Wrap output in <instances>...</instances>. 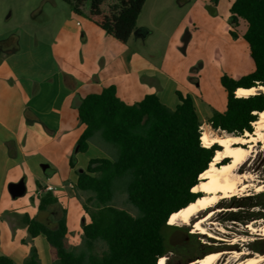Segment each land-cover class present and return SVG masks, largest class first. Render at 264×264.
Segmentation results:
<instances>
[{
    "label": "trees",
    "instance_id": "16d2710c",
    "mask_svg": "<svg viewBox=\"0 0 264 264\" xmlns=\"http://www.w3.org/2000/svg\"><path fill=\"white\" fill-rule=\"evenodd\" d=\"M63 1L75 13L86 14L117 41L127 43L146 0ZM241 20L246 24L242 36L249 44L254 69L239 79L226 74L221 77L228 92L226 109L215 110L208 118L214 130L236 135L253 133V124L264 111L263 92L236 95L238 87L264 85V0H233V37H239L236 27ZM177 95L180 102L175 108L163 103L156 93L129 104L112 84L82 99L79 120L86 127L78 139V151H87L90 142L100 136L109 147L110 157L91 158L86 169L77 172L75 189L85 193L82 204L90 216L82 226L81 243L69 246L64 209L53 227L38 218L23 216L31 237L47 238L53 264H157L167 251L169 233L176 227L168 223L169 217L201 195L192 188L200 182V174L209 168L216 151L222 149L218 143L203 145V122L194 99L180 91ZM258 194L264 197V191ZM121 196L133 211L117 205ZM249 199L254 195L246 196L242 203L248 207L264 205ZM57 204L58 198L48 191L40 198L39 209L45 212ZM237 219L236 214L227 218ZM193 245L208 253L209 246L199 239ZM0 264L18 263L0 255ZM22 264H43L35 246Z\"/></svg>",
    "mask_w": 264,
    "mask_h": 264
},
{
    "label": "rangeland",
    "instance_id": "374dc122",
    "mask_svg": "<svg viewBox=\"0 0 264 264\" xmlns=\"http://www.w3.org/2000/svg\"><path fill=\"white\" fill-rule=\"evenodd\" d=\"M232 1L146 0L138 20L140 24L149 27L151 34L147 37L145 35L132 37L128 43L114 42L119 48L130 50L131 53H139L142 56L143 80L148 81L146 74L155 68L167 73H175L176 68H179L181 70L178 71L181 72L177 73V71L176 74L186 75V80L195 93L210 106L211 114L215 110L223 111L226 108L228 92L221 82V77L226 74L239 79L254 69L249 44L242 36L246 30L245 22L241 20L236 27L239 37H233L230 33ZM89 25L100 30V27L89 21L86 14L75 13L72 7L63 0H0V47L16 46L18 55L16 64H21L22 59L25 63L29 56H32L34 62L29 63L31 69H37L40 57L43 60L53 61L60 51L66 49L63 44L66 43L68 46L73 39H76L79 45L82 44L85 35L89 33ZM77 54L80 55L79 51ZM1 55L2 52H0ZM196 103L203 124L209 126L211 132L221 133V130H214L208 123V118L202 115V103L199 100ZM253 127L255 129L254 124ZM107 146L101 137L97 136L91 141L88 153L80 158L99 155L110 157ZM242 169L251 171L258 180L256 183L264 181L262 143L256 145L255 152ZM258 193L251 188L248 192L234 196L236 199L234 197L224 199L215 206V213L205 223V226L221 238L200 232L193 233L202 244L209 246L208 253H222L215 264H240L245 260V256H264L262 231L252 233L247 227L248 224L258 228L264 226V214L257 216L258 213H264V205L248 209L242 203L246 196L254 195V199L248 201H260L264 204V197H260ZM84 196L83 191H76L75 196L67 201L68 228L69 232L72 231V239L68 236L69 246H78L82 241L83 233L80 231L78 235L76 233L83 219L80 201L82 203ZM124 200L125 197L121 196L117 200V205L133 211L126 206ZM232 202L241 203V206L244 205L246 208L239 207V204H232ZM3 203L8 205L12 211H7V215L0 220V255L10 256L16 263L22 264L29 255L31 247L35 246L42 263L53 264L52 248L47 238L40 235L31 239L30 233L20 225L24 223L19 213L25 210L32 215L38 203L36 184L28 183L27 191L23 196L14 198L9 195ZM232 214L252 216V219L242 223L237 220H227ZM49 218L50 216L42 214L38 219L53 227L55 223H52ZM58 218L59 215L53 216L55 222ZM86 218L90 221L88 213ZM195 220L196 218L191 224L179 221L173 226L189 227L193 231ZM85 221L86 219L83 224L86 223ZM216 226L223 228L224 231H220ZM234 226L242 227L243 231ZM233 231H236V234ZM28 235L30 240H25L24 238ZM73 238L74 241L78 240L77 245L70 243L71 240L73 242ZM234 239L236 242L233 244L231 241ZM233 251L246 254L234 258L232 257ZM167 256L170 255L167 254L164 257Z\"/></svg>",
    "mask_w": 264,
    "mask_h": 264
},
{
    "label": "crops",
    "instance_id": "0c3cea01",
    "mask_svg": "<svg viewBox=\"0 0 264 264\" xmlns=\"http://www.w3.org/2000/svg\"><path fill=\"white\" fill-rule=\"evenodd\" d=\"M137 28H140V34L133 33L132 37H147L152 32L139 20ZM114 41L117 40L101 28L89 25V33L82 44L79 45L76 39L68 46L63 44L66 49L60 51L53 61L38 58L37 69L30 68L29 63L34 62L32 56L25 63L23 59L21 64L15 63L18 57L16 46L0 47V220L7 211H12L3 203L11 195L9 184L24 178L26 187L28 183L36 184L38 203L32 215L24 210L19 217L39 218L46 214L52 223H56L53 216L60 217V210L64 209L68 225L67 201L76 194L77 172L86 169L91 158L106 157L80 158L88 153L91 142L87 151H78L77 142L86 125L79 120L75 105L77 98L82 100L114 84L118 96L129 104L140 101L148 93H156L163 103L175 108L180 102L177 95L180 91L190 94L196 107L198 100L202 103L205 118L212 115L210 106L195 93L186 75L176 74L181 69L167 73L155 68L146 74L148 81H145L142 56L119 48ZM47 185L54 187L49 192L58 198V204L49 206L43 213L39 209L40 198L48 191L40 190ZM80 205L83 219L77 235L82 232L84 219L89 222L81 201ZM20 225L28 231L27 226ZM71 234L72 231L68 232L72 239ZM24 239L30 240L29 235ZM77 241L73 238L70 243L77 245Z\"/></svg>",
    "mask_w": 264,
    "mask_h": 264
},
{
    "label": "bare ground",
    "instance_id": "6f19581e",
    "mask_svg": "<svg viewBox=\"0 0 264 264\" xmlns=\"http://www.w3.org/2000/svg\"><path fill=\"white\" fill-rule=\"evenodd\" d=\"M258 91L264 93V85L245 88L239 87L236 90L238 97L255 94ZM258 120L254 122V132H245L244 135H236L226 132H211L209 126L203 124L202 129V143L205 146H211L214 143L221 145L222 149L217 150L213 161L209 168L200 174V182L192 188L194 192H200L201 195L187 206L175 211L169 217V224H177L181 221L184 224H191L192 220L196 218L193 223V232H200L212 237L221 238L213 231L209 230L205 223L214 215V208L222 200L232 198L239 193L248 192L251 188L256 192L264 191V182H258L255 175L248 170L239 171L250 159L255 152L256 145L261 142L264 148V111L259 112ZM226 158L227 162H222ZM209 210L207 214L198 218L197 215ZM248 228L252 233L262 231L264 235V226L261 228L255 225L248 224ZM224 231L223 228H219ZM246 240V238H243ZM236 239L231 241L235 243ZM246 254L245 252L233 251L232 257L239 258ZM222 253L211 252L204 255L197 260L191 261L189 264H215ZM166 258L161 257L160 264H165ZM242 264H264V256L248 257Z\"/></svg>",
    "mask_w": 264,
    "mask_h": 264
},
{
    "label": "flooded vegetation",
    "instance_id": "af4514ba",
    "mask_svg": "<svg viewBox=\"0 0 264 264\" xmlns=\"http://www.w3.org/2000/svg\"><path fill=\"white\" fill-rule=\"evenodd\" d=\"M232 203L236 204V202H232ZM238 206L246 208V206L244 205L241 206V203ZM255 206H259V205H253L250 207L247 206V208L251 209ZM243 212H246V211H243ZM263 214L264 213H258L257 216L263 215ZM237 216L240 218V219H237L238 222L242 223V222L249 221L248 216H241V215H237ZM212 223L214 224L213 221ZM234 227L240 231H243L242 227H238V226H234ZM216 228L219 229L218 226H216ZM193 233L194 232L189 227H183V226H176L175 228L171 230L168 236L169 247L167 251L164 253V255L160 256V257H164L167 254L170 255L166 257L167 261L165 264H189L191 260L204 255V251L199 246L193 245V241L197 239V236H195ZM233 233L236 234V231H233ZM197 248H200V249H197ZM244 258L247 259L248 257L245 256ZM242 263L243 261L240 264Z\"/></svg>",
    "mask_w": 264,
    "mask_h": 264
},
{
    "label": "water",
    "instance_id": "95a60500",
    "mask_svg": "<svg viewBox=\"0 0 264 264\" xmlns=\"http://www.w3.org/2000/svg\"><path fill=\"white\" fill-rule=\"evenodd\" d=\"M134 34L135 35H139L140 34V28H136L135 29V31H134ZM252 87H255V86H252ZM239 88V87H238ZM245 88H251V87H245ZM260 91H258L257 93H259ZM81 103H82V100L80 99V98H77V101H76V103H75V105L77 106V107H79L80 105H81ZM222 132H226V133H228L227 131H225V130H221ZM247 132V131H246ZM221 146V145H220ZM217 152V151H216ZM226 159H228V158H226ZM243 169L241 168L239 171H242ZM264 182V181H263ZM9 191H10V193H11V195H12V197H19V196H23L25 193H26V191H27V187H26V184H25V179L24 178H21L19 181H16V182H11L10 184H9ZM207 212H209V210H206V211H204V212H202V213H200V214H198L197 215V217L198 218H200V217H202V216H204L205 214H207ZM207 254V253H206ZM205 254V255H206ZM199 258H201V257H197V258H195V259H193V260H191V261H194V260H197V259H199ZM190 261V262H191Z\"/></svg>",
    "mask_w": 264,
    "mask_h": 264
},
{
    "label": "built area",
    "instance_id": "2783aa9c",
    "mask_svg": "<svg viewBox=\"0 0 264 264\" xmlns=\"http://www.w3.org/2000/svg\"><path fill=\"white\" fill-rule=\"evenodd\" d=\"M54 189V187L52 186V185H47L45 188H43V189H41L40 190V192H43V191H51V190H53ZM160 260H161V257L160 258H158V260H157V264H160Z\"/></svg>",
    "mask_w": 264,
    "mask_h": 264
}]
</instances>
